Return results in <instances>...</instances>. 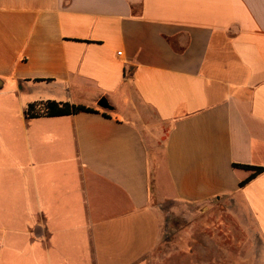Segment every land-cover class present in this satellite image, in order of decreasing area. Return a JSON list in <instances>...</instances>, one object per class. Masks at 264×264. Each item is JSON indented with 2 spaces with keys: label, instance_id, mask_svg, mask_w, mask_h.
Wrapping results in <instances>:
<instances>
[{
  "label": "crops",
  "instance_id": "crops-1",
  "mask_svg": "<svg viewBox=\"0 0 264 264\" xmlns=\"http://www.w3.org/2000/svg\"><path fill=\"white\" fill-rule=\"evenodd\" d=\"M0 81V264H152L167 201L264 264V0H0Z\"/></svg>",
  "mask_w": 264,
  "mask_h": 264
},
{
  "label": "rangeland",
  "instance_id": "rangeland-1",
  "mask_svg": "<svg viewBox=\"0 0 264 264\" xmlns=\"http://www.w3.org/2000/svg\"><path fill=\"white\" fill-rule=\"evenodd\" d=\"M164 239L152 264H234L239 243L234 242L231 219L219 217L215 202L183 205L164 202Z\"/></svg>",
  "mask_w": 264,
  "mask_h": 264
},
{
  "label": "trees",
  "instance_id": "trees-1",
  "mask_svg": "<svg viewBox=\"0 0 264 264\" xmlns=\"http://www.w3.org/2000/svg\"><path fill=\"white\" fill-rule=\"evenodd\" d=\"M79 113H98V110L81 105H73L70 103L49 100L28 104L24 112L25 117L28 119H34L39 117L70 116ZM103 115L105 117H109L105 112H103ZM234 167L250 171L249 177L242 181L240 183V186H243L246 182L262 173V171H264V168L262 167H254L248 165H234Z\"/></svg>",
  "mask_w": 264,
  "mask_h": 264
},
{
  "label": "water",
  "instance_id": "water-1",
  "mask_svg": "<svg viewBox=\"0 0 264 264\" xmlns=\"http://www.w3.org/2000/svg\"><path fill=\"white\" fill-rule=\"evenodd\" d=\"M1 81H0V88H1ZM97 106L103 110L111 111L113 110L112 106L108 103V101L105 98L99 99L97 102Z\"/></svg>",
  "mask_w": 264,
  "mask_h": 264
},
{
  "label": "built area",
  "instance_id": "built-area-1",
  "mask_svg": "<svg viewBox=\"0 0 264 264\" xmlns=\"http://www.w3.org/2000/svg\"><path fill=\"white\" fill-rule=\"evenodd\" d=\"M118 54H120V53H118Z\"/></svg>",
  "mask_w": 264,
  "mask_h": 264
}]
</instances>
